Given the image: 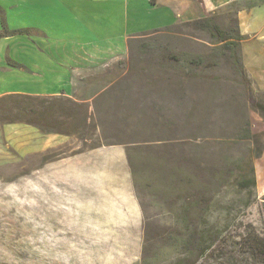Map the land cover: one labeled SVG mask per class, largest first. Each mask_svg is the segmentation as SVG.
Here are the masks:
<instances>
[{"label":"rangeland","instance_id":"obj_1","mask_svg":"<svg viewBox=\"0 0 264 264\" xmlns=\"http://www.w3.org/2000/svg\"><path fill=\"white\" fill-rule=\"evenodd\" d=\"M237 8L207 17L233 32ZM190 22L73 98H0V264H262L264 94Z\"/></svg>","mask_w":264,"mask_h":264},{"label":"crops","instance_id":"obj_2","mask_svg":"<svg viewBox=\"0 0 264 264\" xmlns=\"http://www.w3.org/2000/svg\"><path fill=\"white\" fill-rule=\"evenodd\" d=\"M238 4L241 57L264 94V0H0V98H73L84 78L126 58L138 36Z\"/></svg>","mask_w":264,"mask_h":264},{"label":"trees","instance_id":"obj_3","mask_svg":"<svg viewBox=\"0 0 264 264\" xmlns=\"http://www.w3.org/2000/svg\"><path fill=\"white\" fill-rule=\"evenodd\" d=\"M233 5V6H237ZM237 11V10H236ZM236 13V12H235ZM188 26L192 27L195 31L201 32V33H207L210 35V37L214 38L216 41V44L221 45L222 54H224L227 59L230 61L231 67L239 78L243 82L249 81L251 82L245 67L242 62L241 57V41L243 40V37L240 35L238 30V21L235 18V27L233 28V32H225L221 29V26L217 23V18L215 16L206 17L200 20H195L193 22H190L187 24ZM18 33H23V31H11L9 30L5 25L2 31H0V41L4 36L6 35H16ZM190 65H194L196 67L201 66L204 64V60L201 57H196L189 60ZM9 98H12L14 100H22L26 103L32 102L34 100H41V99H47L43 97H34V96H25V95H15V96H7ZM2 98V100H4ZM15 109L20 110L24 113H35L30 106L26 105L23 106L21 104H16ZM261 114L264 116V107L260 108ZM26 115V114H24ZM41 116V113H39ZM28 116H25L24 119H26ZM28 123H33L31 120H27ZM10 123H17L15 120L10 121ZM251 132L246 131L245 135L242 136L241 139H250ZM255 181L251 182V184L247 185H254ZM199 244H203L200 240ZM245 245L247 248V254L251 255L252 258L256 259L258 263L264 264V237L261 238L260 236H250L246 239Z\"/></svg>","mask_w":264,"mask_h":264}]
</instances>
